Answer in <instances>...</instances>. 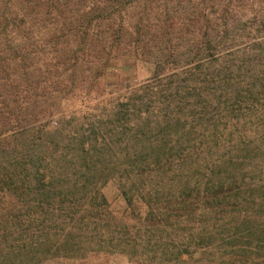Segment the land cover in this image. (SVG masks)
Returning a JSON list of instances; mask_svg holds the SVG:
<instances>
[{
  "label": "trees",
  "instance_id": "obj_1",
  "mask_svg": "<svg viewBox=\"0 0 264 264\" xmlns=\"http://www.w3.org/2000/svg\"><path fill=\"white\" fill-rule=\"evenodd\" d=\"M125 3L0 0V264L69 256L68 227L78 243L98 233L99 253L151 243L158 264H264V38L237 41L256 29L227 4L145 42ZM126 61L149 74L101 82ZM110 182L120 208L99 191Z\"/></svg>",
  "mask_w": 264,
  "mask_h": 264
},
{
  "label": "rangeland",
  "instance_id": "obj_2",
  "mask_svg": "<svg viewBox=\"0 0 264 264\" xmlns=\"http://www.w3.org/2000/svg\"><path fill=\"white\" fill-rule=\"evenodd\" d=\"M125 9H126V18L125 20V27L129 26L132 27L136 21H140L141 24L144 27V31L141 32L140 36L145 42H151L153 37H150L151 30L149 29H157L159 28H165L167 27L170 29L172 25L174 26H180V19L179 17L182 15H185L188 18L187 23H191L192 17L191 13L199 10V8L203 9L205 13H207L208 10L214 11L217 13L219 9L224 7L225 5L229 4L231 7L236 11L238 20L237 24L240 25V27H248L252 25V27H255L256 31L249 32L248 30H245V34H241L239 36L237 41H244L245 35H248V37H252L255 35L253 39L256 37L264 38V0H125ZM105 7L110 8L109 4L102 5ZM174 22V24H173ZM44 23L47 24L46 28H49L52 30L55 27V23L53 20H46ZM35 25H38V22L34 23ZM239 28V27H238ZM34 33H41L38 31H41L42 29L40 27H34L32 28ZM137 32L134 31L133 28H129L125 35L123 36L124 42H131L136 39ZM161 39L166 40V38H171L172 42H176L177 35L175 33L171 34H161ZM252 39V40H253ZM125 51L129 48L126 46ZM126 53V52H125ZM152 53L148 52V57ZM112 55H115V52H112ZM126 54H123L121 56H118L117 63H120V59H124ZM67 72L62 73V77H66ZM147 70L144 68H138L136 69L132 62L126 61L124 63H121L116 66V68L107 73V75L101 79V82L106 83L108 85L118 84L120 86H124L128 81L131 79H134L135 81H138L140 79H143L142 77L147 76ZM138 76V77H137ZM112 93V92H111ZM110 93V95H111ZM105 101H109V99H104L100 96V98H97L96 100L87 101L86 104L89 106H95L97 102H100V106L103 105ZM68 105V104H67ZM81 106L79 104L74 103V110L78 111ZM71 111L68 110L67 113H70ZM93 114H96L94 111ZM56 122V123H55ZM59 122L61 120H58V118L54 119V122H51V125L57 126L59 125ZM103 196L105 197V200L111 208H120L122 207L123 201L122 197L120 195L119 187L116 183L110 182L105 184L101 187L99 190ZM58 201H54V205H56ZM67 203V202H66ZM85 204H88L87 201ZM82 212H79V214ZM59 214V215H58ZM56 213H52L54 215V218L56 217L59 220L57 221V225H61V221L65 216V212L61 211ZM63 217V219H61ZM74 223H77L75 220ZM73 223V224H74ZM64 225V224H63ZM15 233L14 235H17V232H19V228H14ZM33 229H30L26 231V233H29ZM69 227L67 231L61 235V239L65 240L66 236L71 239L72 247H65L67 249H70V255L64 256L65 254L62 252L64 247H61L60 250L48 252L46 253H39L40 257H44L42 260V263L40 264H158L159 259L158 257L161 256V253L164 251L165 247L159 246V247H151V243L149 245H145L144 247L137 248V252L132 255L131 253H121V250H126L123 247H103L104 249H108V251H103L105 253H99L96 252V249L98 247V233H95V235L92 237V234L90 235L91 238L95 239L93 242L89 244H83L82 242L78 243V240L80 238V232L77 230L76 232L72 231L69 233ZM60 232H58L59 234ZM179 237L181 235V231H178ZM54 233H50L48 237L52 238ZM89 235V234H88ZM172 235H175V232L172 233ZM55 236L58 235L55 233ZM1 237V236H0ZM74 241L77 246H74ZM74 246V247H73ZM191 247H188V249L191 250ZM86 250V251H85ZM75 253V254H74ZM83 253L84 255H81ZM85 257V258H84ZM190 261V260H189ZM25 264V263H23ZM31 264V263H30Z\"/></svg>",
  "mask_w": 264,
  "mask_h": 264
}]
</instances>
